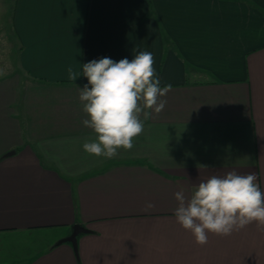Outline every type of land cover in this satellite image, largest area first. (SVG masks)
Segmentation results:
<instances>
[{"label":"crops","instance_id":"1","mask_svg":"<svg viewBox=\"0 0 264 264\" xmlns=\"http://www.w3.org/2000/svg\"><path fill=\"white\" fill-rule=\"evenodd\" d=\"M10 18L26 80H0V264H264V226L199 245L174 216L213 175L264 191V0H13ZM137 51L167 103L131 150L89 155L67 68Z\"/></svg>","mask_w":264,"mask_h":264},{"label":"clouds","instance_id":"2","mask_svg":"<svg viewBox=\"0 0 264 264\" xmlns=\"http://www.w3.org/2000/svg\"><path fill=\"white\" fill-rule=\"evenodd\" d=\"M153 64V53L137 51L131 60L102 57L83 63L81 72L67 68L69 80L87 78L79 100L87 116L82 123L95 134L82 145L89 155L112 159L121 149L131 150L143 132L141 114L147 120L164 109L167 101L161 97L172 86H160ZM174 197L177 223L199 245L208 242L209 233L228 236L252 223L264 226V191L254 173L213 175L193 186L189 195L181 188Z\"/></svg>","mask_w":264,"mask_h":264},{"label":"rangeland","instance_id":"3","mask_svg":"<svg viewBox=\"0 0 264 264\" xmlns=\"http://www.w3.org/2000/svg\"><path fill=\"white\" fill-rule=\"evenodd\" d=\"M12 2L13 0H0V80L7 79L14 87L20 88L26 80V74L17 60L18 42L10 18Z\"/></svg>","mask_w":264,"mask_h":264},{"label":"water","instance_id":"4","mask_svg":"<svg viewBox=\"0 0 264 264\" xmlns=\"http://www.w3.org/2000/svg\"><path fill=\"white\" fill-rule=\"evenodd\" d=\"M87 230H88V228L86 226H84L78 222H74L71 225L70 232L67 235L61 237V239H59V241H62V240L70 241L73 249L76 250V235L81 231H87Z\"/></svg>","mask_w":264,"mask_h":264},{"label":"trees","instance_id":"5","mask_svg":"<svg viewBox=\"0 0 264 264\" xmlns=\"http://www.w3.org/2000/svg\"><path fill=\"white\" fill-rule=\"evenodd\" d=\"M31 80V79H30Z\"/></svg>","mask_w":264,"mask_h":264}]
</instances>
